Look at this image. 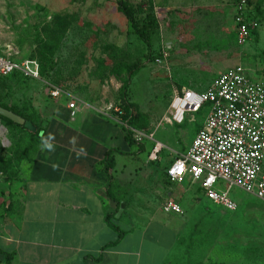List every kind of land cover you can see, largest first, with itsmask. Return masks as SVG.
I'll list each match as a JSON object with an SVG mask.
<instances>
[{"label": "rangeland", "instance_id": "374dc122", "mask_svg": "<svg viewBox=\"0 0 264 264\" xmlns=\"http://www.w3.org/2000/svg\"><path fill=\"white\" fill-rule=\"evenodd\" d=\"M236 2L0 0V52L44 65L40 82L0 79V101L24 96L20 102L31 118L37 93L78 92L125 124L135 152L149 153L154 142L164 143L154 164L161 170L159 183L175 188L167 177L176 158L169 149L191 144L208 114L205 108L187 115L186 126L172 125L168 110L175 93L185 87L205 90L221 71L238 66L264 82V0H250L248 13L259 27L246 45L239 44L233 22ZM15 151L8 146L2 154ZM223 185L219 188L227 189ZM229 194L238 210L221 211L205 200L207 221L197 224L183 252H264V199L235 186Z\"/></svg>", "mask_w": 264, "mask_h": 264}, {"label": "crops", "instance_id": "0c3cea01", "mask_svg": "<svg viewBox=\"0 0 264 264\" xmlns=\"http://www.w3.org/2000/svg\"><path fill=\"white\" fill-rule=\"evenodd\" d=\"M61 92L36 94L34 115L25 118L36 131L0 117V264L8 255L11 264H264V252H183L210 212L200 186L190 178L172 182L168 174L176 187L161 185L154 162L164 143L157 141L164 146L157 160V142L149 153L135 152L120 119L78 92ZM20 99L7 102L12 112L25 113ZM168 117L172 125L188 121H171V106ZM191 144L169 150L178 158ZM8 146L16 151L5 156ZM14 156L13 169H3ZM169 200L185 214L165 213Z\"/></svg>", "mask_w": 264, "mask_h": 264}, {"label": "built area", "instance_id": "2783aa9c", "mask_svg": "<svg viewBox=\"0 0 264 264\" xmlns=\"http://www.w3.org/2000/svg\"><path fill=\"white\" fill-rule=\"evenodd\" d=\"M234 8L238 42L246 45L259 23L248 13L249 0H237ZM15 73L41 80L42 66L36 59L17 60L0 52V79ZM61 94L60 89L53 92L55 97ZM75 107L76 102L70 103V108ZM205 108L208 114L195 140L167 169L170 180L183 183L190 178L208 201L226 212L238 210L237 201L229 194L234 186L264 199V82L252 78L242 66L230 68L206 91L177 92L171 104V121L183 123L188 114ZM163 148L157 142L151 159L157 160ZM220 184L227 189H220ZM163 210L185 214L174 200L167 201Z\"/></svg>", "mask_w": 264, "mask_h": 264}, {"label": "trees", "instance_id": "16d2710c", "mask_svg": "<svg viewBox=\"0 0 264 264\" xmlns=\"http://www.w3.org/2000/svg\"><path fill=\"white\" fill-rule=\"evenodd\" d=\"M250 6H251V2H250V0H249V7H250ZM124 7H125V8H123V9H124V11L126 12V15L128 16V18H130L131 20H133V16H132V14H131L130 9H128L126 6H124ZM137 31H138V32L140 33V35H142V36H145V34H146L145 29H143V28L138 29ZM29 59H31V58H29ZM36 60H37V59H36ZM39 62H40V61H39ZM40 63H41V66H42V75H43V72H44V65L42 64V62H40ZM16 75H17V73L13 74L11 77H15ZM11 77H9V78H11ZM9 78H6V79H9ZM0 104H2V105H0L1 108H5V109H8V110H10V111H13V109H12V108H9V106H7V104H3V103H0ZM16 114H18L19 116H21V117H23V118H26L27 120L30 119L29 116H27V115H26L25 113H23V112H19V111L16 110ZM123 115H124V112H122V114H120V116H123ZM0 117H1L2 119L6 120V121H11V120H9L8 118L3 117V116H1V115H0ZM15 165H16V157L14 156V158L12 157V158H10L8 161L4 162V163L2 164V168L5 169V170H7V171H11ZM10 257H11V256L8 255V264H11V263H10Z\"/></svg>", "mask_w": 264, "mask_h": 264}, {"label": "water", "instance_id": "95a60500", "mask_svg": "<svg viewBox=\"0 0 264 264\" xmlns=\"http://www.w3.org/2000/svg\"><path fill=\"white\" fill-rule=\"evenodd\" d=\"M0 115L8 118L9 120H11L17 124L26 126L29 130L36 131V128L32 124V122L27 121L25 118L19 116L18 114L14 113L8 109L0 107Z\"/></svg>", "mask_w": 264, "mask_h": 264}, {"label": "clouds", "instance_id": "9594fccd", "mask_svg": "<svg viewBox=\"0 0 264 264\" xmlns=\"http://www.w3.org/2000/svg\"><path fill=\"white\" fill-rule=\"evenodd\" d=\"M46 146L49 147V148L51 147V145H46Z\"/></svg>", "mask_w": 264, "mask_h": 264}]
</instances>
